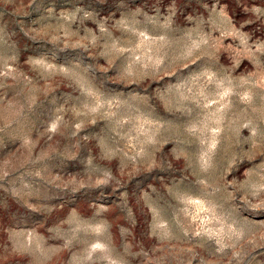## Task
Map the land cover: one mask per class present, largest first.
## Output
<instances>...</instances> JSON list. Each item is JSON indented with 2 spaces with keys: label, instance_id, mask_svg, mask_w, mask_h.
I'll return each instance as SVG.
<instances>
[{
  "label": "rangeland",
  "instance_id": "374dc122",
  "mask_svg": "<svg viewBox=\"0 0 264 264\" xmlns=\"http://www.w3.org/2000/svg\"><path fill=\"white\" fill-rule=\"evenodd\" d=\"M0 264H264V0H0Z\"/></svg>",
  "mask_w": 264,
  "mask_h": 264
}]
</instances>
